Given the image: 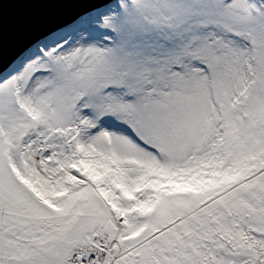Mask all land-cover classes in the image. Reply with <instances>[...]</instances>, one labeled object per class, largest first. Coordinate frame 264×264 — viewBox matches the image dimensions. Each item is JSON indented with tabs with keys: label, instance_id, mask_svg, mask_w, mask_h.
Returning a JSON list of instances; mask_svg holds the SVG:
<instances>
[{
	"label": "snow or ice",
	"instance_id": "1",
	"mask_svg": "<svg viewBox=\"0 0 264 264\" xmlns=\"http://www.w3.org/2000/svg\"><path fill=\"white\" fill-rule=\"evenodd\" d=\"M0 11V264H264V0Z\"/></svg>",
	"mask_w": 264,
	"mask_h": 264
},
{
	"label": "water",
	"instance_id": "2",
	"mask_svg": "<svg viewBox=\"0 0 264 264\" xmlns=\"http://www.w3.org/2000/svg\"><path fill=\"white\" fill-rule=\"evenodd\" d=\"M5 0H0V5H2ZM20 3H73L78 2V0H17ZM62 20H57L56 23H60ZM54 26V25H52ZM28 41H13L8 35L3 20L2 11H0V67L7 63L14 55H16L22 47Z\"/></svg>",
	"mask_w": 264,
	"mask_h": 264
}]
</instances>
